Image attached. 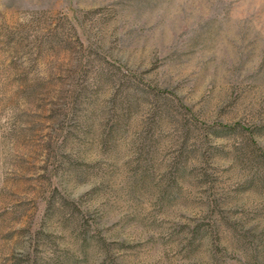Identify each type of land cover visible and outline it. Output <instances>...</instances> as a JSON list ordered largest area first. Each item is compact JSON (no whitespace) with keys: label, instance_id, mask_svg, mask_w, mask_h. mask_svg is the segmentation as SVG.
Wrapping results in <instances>:
<instances>
[{"label":"rangeland","instance_id":"obj_1","mask_svg":"<svg viewBox=\"0 0 264 264\" xmlns=\"http://www.w3.org/2000/svg\"><path fill=\"white\" fill-rule=\"evenodd\" d=\"M0 264H264V0H0Z\"/></svg>","mask_w":264,"mask_h":264}]
</instances>
